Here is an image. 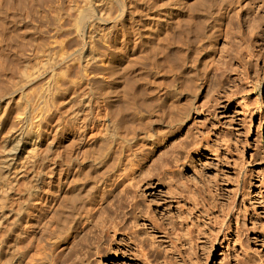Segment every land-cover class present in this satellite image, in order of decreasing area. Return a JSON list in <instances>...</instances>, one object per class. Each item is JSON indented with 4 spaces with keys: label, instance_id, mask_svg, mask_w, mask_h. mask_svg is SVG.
Instances as JSON below:
<instances>
[{
    "label": "rangeland",
    "instance_id": "rangeland-1",
    "mask_svg": "<svg viewBox=\"0 0 264 264\" xmlns=\"http://www.w3.org/2000/svg\"><path fill=\"white\" fill-rule=\"evenodd\" d=\"M119 1L0 0V106L10 102L0 109V264L27 253L62 264L87 238L90 262L79 264H264V0H210L213 13L204 21L221 27L214 53L211 31L199 37L185 29L180 37L162 30L166 19L176 30V19L202 14L197 0H130L123 17ZM120 21L130 29L131 49L123 47ZM114 33L123 48L112 54L109 82L95 76L89 88L63 84L87 61L100 71L91 57L103 55ZM123 74L139 76L126 85ZM160 88L171 95L164 106L149 99L129 112L132 136L142 142L139 162L118 172L119 188L101 204L98 186L88 195L82 176L90 163L99 165L93 160L102 134L65 139L71 132L60 128L55 150L53 131L77 124L87 99L100 92L111 100L118 91L150 95ZM18 135L30 142L21 152ZM62 168L67 182L58 186ZM124 189L138 192L140 205L155 214L141 219L138 232L148 261L125 234L98 239L103 210L114 215L109 205ZM40 193L48 198L41 201ZM73 202L81 210L66 225Z\"/></svg>",
    "mask_w": 264,
    "mask_h": 264
},
{
    "label": "bare ground",
    "instance_id": "bare-ground-1",
    "mask_svg": "<svg viewBox=\"0 0 264 264\" xmlns=\"http://www.w3.org/2000/svg\"><path fill=\"white\" fill-rule=\"evenodd\" d=\"M128 1L130 0L119 1L120 6L124 9L122 17L123 15H125V9L128 4ZM216 1L217 0H213L212 4ZM194 7L195 10L198 9V11L202 12V14H194L193 16L187 18L185 21H182L181 18L176 19V30L166 26L169 21V19H166L164 22L165 26H162V30L165 31L167 35L175 33L180 37H182V34L184 33L185 29H193L196 35L199 37L211 31L207 35L209 41L208 49L210 52L214 53V49L216 46L215 39L220 36V33H217L215 30L220 29L221 27L217 24L212 25L211 22L206 25L204 21L206 15L212 16L213 13V11L211 10L212 8L210 5V0H197V2L194 3ZM120 22V33L123 36L122 44L124 45L123 47L126 49L130 47V39H128L127 36V34L130 32V29L126 28L124 22ZM132 30L139 31V27H135ZM162 30L160 29L159 31L157 30L156 33H152L154 34L153 37L161 35L162 33H160V31L162 32ZM88 35L91 39V34L88 33ZM115 36H117L116 33H114L111 38H109V40L105 42V50L103 51L102 56L91 57L92 59H99L101 61L100 66L102 67V69L100 71L94 73L89 68V61H87L86 64H80L78 66L79 68L77 70L76 77H73L70 73H67L64 76L63 84L67 85V87L83 86L85 88H89L92 85L95 76L100 77L98 79H102L104 82H109L112 73H110L108 69L112 65V60L114 59V55L112 54L119 53L123 48L120 47V49L119 46L116 44L117 41L115 39ZM140 36H142V33L140 34ZM90 39L84 40V43L86 45L90 44L91 46L92 41ZM140 40V38L133 39L132 45L135 44V47L138 46L141 43ZM62 47L64 48V45H62ZM167 51L168 48L163 47V45L160 47V52L165 53ZM48 52L49 50H43V54L45 55L48 54ZM90 52L92 53L93 51L90 50ZM64 54L67 56V52H64ZM36 55L39 56V54ZM80 57H82V55ZM153 61L157 64V56H155V59H153ZM71 63H74V61H71ZM72 65L73 64L69 65V67H72ZM68 70H70V68ZM136 75L139 76L138 74H132L130 76H127V74H123V78H121V83L126 82V85H128L132 81H137L138 77ZM63 84L58 85V88L62 87ZM162 89L163 88H160L158 94L151 93L150 95L148 91L141 94H137L139 91L133 93H121L118 91L117 93L113 94L111 100H109V98H106L105 100L104 96L106 97V92H100L98 100L96 96H92L87 99L85 108L82 109L81 116L77 117V124H73L74 126H60L59 128H56V130L53 131L52 146L55 148V150H58L60 147V128H64V131L69 130L71 132L70 135H66L65 137H63L65 139L88 138V140H92L98 134H102L101 139L99 140V153L93 160L96 161L97 159L99 165L90 163V165L87 166V170L86 168L83 169L82 176V178H84L82 182V187L84 188V190H86V193L88 195L98 186L101 204L108 203V195L119 188V185L117 183L118 172L121 171L125 166L129 167L132 170L139 162L138 151L141 149L142 142L137 139L136 136H132V133L134 131L130 130V125L128 123L129 112L132 111V109L134 108L146 105L149 99L159 100L160 104L164 106L167 101L171 99V95L169 93H165V91L162 92ZM143 90L144 87L141 91ZM125 98L128 99L126 103H128L129 106L127 108L123 106V99ZM9 105L10 102L8 101L5 106L1 105L0 109H4V112H6ZM96 109L98 114L97 116L93 115ZM141 117L142 116H139V119H141ZM38 125L39 128L36 131L37 137L40 136L41 131L43 129V121L40 120ZM15 141L16 152L24 151L30 144L28 140H24L23 135H18V137H15ZM157 141H160V139ZM80 157L81 156L77 154L73 163L77 164L80 160ZM73 163L72 161H70L69 167H71V164ZM68 170L71 169L68 168ZM163 170L164 172H168L170 168L168 166H164ZM64 173L65 170L62 168L57 177L58 186L64 185V183L67 182V175ZM115 195L114 197L116 202H114L113 206H111V204L109 205L110 209L113 207L114 215H108L106 213V210H103L101 229L98 233V239L99 241L102 240V242H104V237L109 232H113L115 235L125 234L127 235L126 238H128L130 241L135 242V245L136 247H138V250L142 253L143 258L148 261L147 252L144 250L142 244L143 241L141 239V234H138V232H140V230L142 229L141 219L150 220L151 218H153V216H155V214H152V211L145 209L143 206L140 205V201L138 199V192L131 193L128 189H124L121 191L120 194ZM38 197L41 201H44L45 198H48L46 195H42L41 193L38 195ZM81 200L82 197H73L74 202ZM74 202L71 203L65 210L66 225H69L71 222L76 221L75 216L81 210V208ZM126 226L131 229V233H128L127 231L123 233L122 229ZM85 242V245L76 248L74 252L71 253L70 257L65 259L62 264H79L80 261L83 263H89V252L90 249L93 247L90 246L92 240L90 238H87L85 239ZM95 247H97V254L99 256V259L102 258V256L100 255L101 243H97ZM27 258H29L28 261L26 260ZM69 260H71V262H68ZM12 264H44V262H39L37 258L27 253L26 255L14 258Z\"/></svg>",
    "mask_w": 264,
    "mask_h": 264
}]
</instances>
